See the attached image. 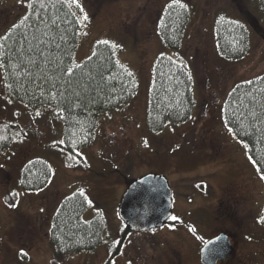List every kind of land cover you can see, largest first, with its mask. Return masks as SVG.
Wrapping results in <instances>:
<instances>
[{"label": "rangeland", "instance_id": "1", "mask_svg": "<svg viewBox=\"0 0 264 264\" xmlns=\"http://www.w3.org/2000/svg\"><path fill=\"white\" fill-rule=\"evenodd\" d=\"M27 1L0 0V36L25 12ZM71 1L81 25L76 64L105 42L116 48L136 87L126 103L100 116L93 142L77 148L69 162L59 118L49 109L33 111L11 100L0 67V264H105L110 258L109 264H201V248L221 233L235 247L221 264H264V179L224 115L233 87L264 75L259 1ZM177 1L189 21L175 51L164 44L160 24L167 6ZM223 17L249 29L248 53L241 60L219 51L216 25ZM161 53L189 68L195 105L188 121L155 133L147 114ZM43 161L47 174L39 189L21 187L26 165ZM148 174L168 180L174 222L123 236L122 197ZM75 193L88 202L84 220L103 217L105 240L91 252L59 257L50 240L53 221Z\"/></svg>", "mask_w": 264, "mask_h": 264}, {"label": "trees", "instance_id": "2", "mask_svg": "<svg viewBox=\"0 0 264 264\" xmlns=\"http://www.w3.org/2000/svg\"><path fill=\"white\" fill-rule=\"evenodd\" d=\"M258 1L264 19V0ZM188 21L180 2L167 6L160 24L166 46L180 49ZM80 34L77 8L71 0H28L25 12L0 36V67L7 95L30 110L49 109L59 118L69 162L78 154L77 148L93 142L100 116L126 103L136 87L132 73L118 61L116 48L105 42H98L94 53L76 64ZM249 38L242 21L218 20L216 40L224 57L243 59ZM153 72L147 116L149 129L156 133L188 121L195 97L192 75L184 61L161 53ZM224 115L264 179V75L237 83L226 99ZM46 165L44 161L26 165L21 187L39 189ZM87 204L82 194L75 193L60 205L50 238L59 257L91 252L105 240L102 216L83 219ZM127 233L124 225L122 235ZM123 241L116 244L111 256Z\"/></svg>", "mask_w": 264, "mask_h": 264}, {"label": "water", "instance_id": "3", "mask_svg": "<svg viewBox=\"0 0 264 264\" xmlns=\"http://www.w3.org/2000/svg\"><path fill=\"white\" fill-rule=\"evenodd\" d=\"M118 215L127 230L147 233L166 225L173 215V192L166 178L148 174L130 184L122 197ZM235 247L225 233L205 242L201 264H219L233 256Z\"/></svg>", "mask_w": 264, "mask_h": 264}, {"label": "flooded vegetation", "instance_id": "4", "mask_svg": "<svg viewBox=\"0 0 264 264\" xmlns=\"http://www.w3.org/2000/svg\"><path fill=\"white\" fill-rule=\"evenodd\" d=\"M178 222L180 221L179 219L177 220ZM174 222V220L172 221L171 219L167 222V223H173ZM232 258V257H231ZM231 258H229L228 260H230ZM228 260H226L225 262H227ZM225 262H222V263H225ZM219 264H221V263H219Z\"/></svg>", "mask_w": 264, "mask_h": 264}, {"label": "snow or ice", "instance_id": "5", "mask_svg": "<svg viewBox=\"0 0 264 264\" xmlns=\"http://www.w3.org/2000/svg\"><path fill=\"white\" fill-rule=\"evenodd\" d=\"M173 219H176L175 217H173Z\"/></svg>", "mask_w": 264, "mask_h": 264}]
</instances>
